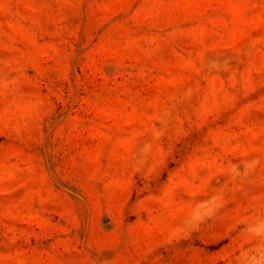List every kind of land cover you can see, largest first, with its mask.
I'll use <instances>...</instances> for the list:
<instances>
[{"label":"rangeland","instance_id":"rangeland-1","mask_svg":"<svg viewBox=\"0 0 264 264\" xmlns=\"http://www.w3.org/2000/svg\"><path fill=\"white\" fill-rule=\"evenodd\" d=\"M0 264H264V0H0Z\"/></svg>","mask_w":264,"mask_h":264}]
</instances>
